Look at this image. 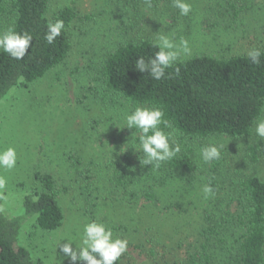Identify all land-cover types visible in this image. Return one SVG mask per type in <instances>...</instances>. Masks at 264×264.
I'll use <instances>...</instances> for the list:
<instances>
[{"label": "rangeland", "instance_id": "1", "mask_svg": "<svg viewBox=\"0 0 264 264\" xmlns=\"http://www.w3.org/2000/svg\"><path fill=\"white\" fill-rule=\"evenodd\" d=\"M188 2L192 12L181 16L172 2L157 0H150L151 7L146 0H50L48 17L65 6L74 10L67 30L70 52L43 78L27 88L12 89L0 103V149L11 146L17 151L16 167L0 169L6 181L3 187L13 192L32 188L35 171L52 172L59 186L62 226L52 233L32 226L24 232L35 264H58V238L78 240L83 225L91 220L104 221L114 237L129 241L121 264H182L188 246L199 239L200 215L207 201L203 186L213 179L220 197H226L246 177L264 181V140L256 136L255 126L243 139L190 142L197 168L192 185L180 178L160 185L159 175L143 168L142 151L131 147L124 151L128 141L138 147L132 130L120 129L125 113L135 107L107 93L98 80L108 52L128 41L155 42L157 32L188 40L191 52L178 61L264 49V0ZM9 26L12 16L0 14V31ZM213 143L224 144L222 158L204 163L200 149ZM70 155L79 156L83 164L76 167ZM87 169L91 175L83 174ZM148 192L155 195V204L146 201ZM13 204L7 202V208L12 210ZM228 238L221 245L224 253L210 250L211 264H231L228 250L233 239L227 232ZM63 264L70 262L65 259Z\"/></svg>", "mask_w": 264, "mask_h": 264}, {"label": "trees", "instance_id": "2", "mask_svg": "<svg viewBox=\"0 0 264 264\" xmlns=\"http://www.w3.org/2000/svg\"><path fill=\"white\" fill-rule=\"evenodd\" d=\"M0 2V14L12 16L15 30L27 31L34 37L30 55L21 61L0 51L1 103L12 89L27 88L65 61L71 47L67 30L75 13L71 6H65L48 17L50 0ZM58 19L64 21L65 29L49 45L44 39L47 24ZM154 45L151 40L128 41L108 52L101 63L98 80L107 93L121 97L134 107L163 110L164 119L171 125L165 131L174 133L181 151L171 161L162 163L159 169L150 165L143 168L150 175L158 174L160 185L173 178L192 185L197 168L190 142L210 137L247 138L261 117L264 55L260 57L259 65L253 64L247 55H195L177 61L167 70L168 78L157 81L135 68L139 56L148 59L154 55L158 50ZM248 151L254 157V150L249 148ZM71 160L76 167L83 164L79 156H71ZM83 174L91 175V170L87 169ZM155 177L157 179V175ZM32 179L34 186L23 187L20 192L0 187V264H35L33 254L23 240L26 227L52 233L63 224L55 175L35 171ZM208 183L215 195L207 199L201 211L199 239L188 246L182 264H211L210 250L224 253L225 248L221 245L229 240L225 239L227 232L233 239L228 250L231 264H264V181L254 175L246 177L226 197H220L213 179ZM144 197L155 204L154 194L148 192ZM13 201L16 205L13 204L14 208L10 210L6 203ZM117 264H121V260Z\"/></svg>", "mask_w": 264, "mask_h": 264}, {"label": "clouds", "instance_id": "3", "mask_svg": "<svg viewBox=\"0 0 264 264\" xmlns=\"http://www.w3.org/2000/svg\"><path fill=\"white\" fill-rule=\"evenodd\" d=\"M151 7L150 0H146ZM172 5L179 10L181 16H188L192 12V5L188 0H172ZM65 29L62 19L47 24L44 39L49 45L53 44L57 37ZM33 35L25 31L17 32L13 26L0 31V51L16 61L23 60L30 55ZM158 50L153 56L145 59L143 56L135 61V68L141 73H147L152 79L160 81L168 78L167 70L181 58L190 54L188 40L181 37L178 41L174 34L155 33V45ZM264 55V49L253 47L247 53L253 64H260V57ZM178 71V70H177ZM161 125L164 127L162 128ZM169 122L164 119V112L159 107L137 106L134 110L125 113L124 123L120 129L134 130L131 138L138 141V147H132L126 143L125 150L131 147L142 151L143 164L159 169L162 163L171 161L181 151V146L174 139V133L165 131L170 128ZM255 134L264 140V118L257 120ZM224 144H209L200 149V157L204 163L219 161L222 158ZM123 151V152H124ZM17 165V151L14 147L0 149V169L12 170ZM6 181L0 176V187ZM204 199L207 200L215 195L210 183L202 188ZM65 241L64 243H61ZM129 241L125 238L114 237L113 229L102 220H91L83 225L78 240L59 237L56 243V255L61 258L58 264H63L67 259L70 264H117L122 256L128 252ZM75 245V247H73ZM59 248V252L57 249Z\"/></svg>", "mask_w": 264, "mask_h": 264}]
</instances>
